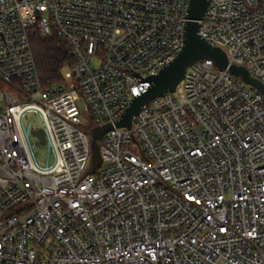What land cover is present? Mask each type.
Here are the masks:
<instances>
[{
  "label": "built area",
  "instance_id": "1",
  "mask_svg": "<svg viewBox=\"0 0 264 264\" xmlns=\"http://www.w3.org/2000/svg\"><path fill=\"white\" fill-rule=\"evenodd\" d=\"M189 3L0 0V264H264V94L212 60L104 134L80 181L92 129L149 87L131 70L157 75L180 53ZM199 25L264 86V0H210ZM34 28L70 45L62 84L42 85ZM29 110L55 149L48 171L21 127Z\"/></svg>",
  "mask_w": 264,
  "mask_h": 264
},
{
  "label": "water",
  "instance_id": "2",
  "mask_svg": "<svg viewBox=\"0 0 264 264\" xmlns=\"http://www.w3.org/2000/svg\"><path fill=\"white\" fill-rule=\"evenodd\" d=\"M209 2L210 0H190L183 27V47L180 53L170 63L162 67L157 75L143 79L139 76V73L131 70L130 74L137 77L142 83L147 82L149 87L133 98L118 121L92 129V139H90L92 147L91 168L88 169L80 181L88 173H94L102 163L98 144L102 136L114 128H127L131 130L133 119L139 115L141 109L155 99L161 98L169 93H174L177 86L185 78L187 70L198 61L204 59L212 60L218 69H229L230 73L235 77H240L245 83L254 86L264 94V86L260 81L253 79L249 72L242 66L239 67L234 64L229 66L225 52L218 47L211 46L198 34L200 30L199 22L202 21L208 12ZM0 35L4 40L5 47H7L4 33L0 32ZM33 135L39 139L42 145H45L46 136L42 131H33Z\"/></svg>",
  "mask_w": 264,
  "mask_h": 264
},
{
  "label": "trees",
  "instance_id": "3",
  "mask_svg": "<svg viewBox=\"0 0 264 264\" xmlns=\"http://www.w3.org/2000/svg\"><path fill=\"white\" fill-rule=\"evenodd\" d=\"M29 39L42 85L62 84L64 71L74 63L70 45L56 34L42 37L37 28L30 30Z\"/></svg>",
  "mask_w": 264,
  "mask_h": 264
},
{
  "label": "rangeland",
  "instance_id": "4",
  "mask_svg": "<svg viewBox=\"0 0 264 264\" xmlns=\"http://www.w3.org/2000/svg\"><path fill=\"white\" fill-rule=\"evenodd\" d=\"M99 64L100 61L96 60V62H94V67L98 68ZM21 127L27 144L32 149V157L37 169L40 171H48L52 169L57 162V157L42 115L35 110L27 111L21 119ZM32 127H36L46 134L45 145H42L37 138L31 135ZM34 144L37 145V152L33 151Z\"/></svg>",
  "mask_w": 264,
  "mask_h": 264
}]
</instances>
